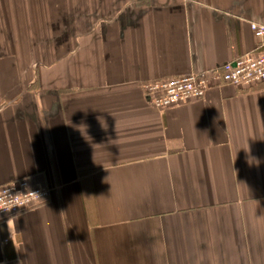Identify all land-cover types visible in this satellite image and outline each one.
<instances>
[{"label": "crops", "instance_id": "1", "mask_svg": "<svg viewBox=\"0 0 264 264\" xmlns=\"http://www.w3.org/2000/svg\"><path fill=\"white\" fill-rule=\"evenodd\" d=\"M264 0H0V264H264V82L158 110L145 84L255 50Z\"/></svg>", "mask_w": 264, "mask_h": 264}, {"label": "built area", "instance_id": "2", "mask_svg": "<svg viewBox=\"0 0 264 264\" xmlns=\"http://www.w3.org/2000/svg\"><path fill=\"white\" fill-rule=\"evenodd\" d=\"M258 39L255 50L225 63L220 70H207L179 77L158 78L145 84L149 103L158 110L202 98L214 85L244 87L264 82V19L250 21ZM51 189L17 179L0 186V223L50 199Z\"/></svg>", "mask_w": 264, "mask_h": 264}]
</instances>
